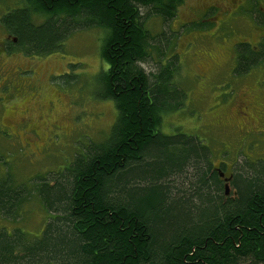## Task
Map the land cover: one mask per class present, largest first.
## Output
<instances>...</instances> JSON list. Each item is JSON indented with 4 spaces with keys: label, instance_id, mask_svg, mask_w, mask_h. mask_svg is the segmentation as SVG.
I'll return each mask as SVG.
<instances>
[{
    "label": "trees",
    "instance_id": "obj_1",
    "mask_svg": "<svg viewBox=\"0 0 264 264\" xmlns=\"http://www.w3.org/2000/svg\"><path fill=\"white\" fill-rule=\"evenodd\" d=\"M182 2L23 0L1 12L16 39L9 49L26 54L56 50L75 29L103 28L97 97L112 100L116 115L105 138L60 172L22 184L0 169V218H16L32 194L48 215L39 235L0 225V264H264V164L231 170L225 194L206 145L159 130L161 112L180 103L171 84L177 60L156 72L140 66L168 44L152 38L144 15L165 24ZM262 46L259 54L239 45L235 72L264 65V38Z\"/></svg>",
    "mask_w": 264,
    "mask_h": 264
},
{
    "label": "rangeland",
    "instance_id": "obj_2",
    "mask_svg": "<svg viewBox=\"0 0 264 264\" xmlns=\"http://www.w3.org/2000/svg\"><path fill=\"white\" fill-rule=\"evenodd\" d=\"M248 1L264 8V0ZM210 2L213 1L183 0L175 16L165 24L156 15L145 14L144 23L152 38L156 34L165 35L168 44L161 47L164 51L162 57L158 53L140 66L146 72H156L159 62L161 64L175 56L174 72H178L171 84L173 95L179 96L180 103L173 110L161 112L159 130L169 135L183 133L197 137L211 151L209 160L213 164L224 161L229 165L226 171L230 169L236 173L238 169L244 168V171L246 163L264 164V119L255 123L253 117L248 122L255 123L254 126H243L248 122L236 113L238 108L235 105L236 93L242 85L238 84L241 80L236 79L240 76L231 71L235 59L223 62L220 55L226 49L231 52L234 47L232 40L238 39L235 35H227L231 26L243 36L251 26H242L237 21L226 25L225 29L221 26L216 29L218 26L215 24L194 26L183 23L193 18L198 8ZM18 6H23V0H0V14ZM238 19L252 21L243 10L232 18ZM33 21L41 23L38 18L35 20V16ZM251 25L264 30V23ZM0 28L3 27L0 25ZM105 36L103 28L91 26L75 29L52 52L33 55L15 50L16 56L12 57H16L15 62L21 67L12 70L10 77L13 86L17 85V101L24 99L13 107L15 114L11 117L17 137L1 124L5 115L2 118L0 114V169H8L15 182L23 184L29 179L46 176L48 172L62 171L87 143L99 142L107 135L116 111L112 100L97 97L102 91L99 78L107 66L100 56V45ZM245 37L250 40L249 34ZM7 57L4 55L2 61L8 67L14 66ZM216 66L219 67L215 69ZM200 71L206 74H200ZM246 81L245 85L259 102L263 101L264 73L256 71ZM255 81L260 84L259 89L255 88ZM5 82L6 75L0 70V103L7 93ZM181 90L184 93L182 104ZM49 102L51 106L47 110ZM16 115L23 119L18 121L19 117H14ZM241 126L243 128L239 129ZM36 128L41 133L39 139L34 134ZM51 175L47 176L48 180L54 182ZM46 217L44 207L32 194L16 218H0V225L8 231L17 226L27 235L34 236L40 234Z\"/></svg>",
    "mask_w": 264,
    "mask_h": 264
},
{
    "label": "flooded vegetation",
    "instance_id": "obj_3",
    "mask_svg": "<svg viewBox=\"0 0 264 264\" xmlns=\"http://www.w3.org/2000/svg\"><path fill=\"white\" fill-rule=\"evenodd\" d=\"M213 2H210L208 4H204L200 8H198L197 12L193 13V18L189 20H185L183 22L184 24H191L194 26L201 25V24H215L216 29H225L226 25L230 26L231 22L232 25L236 23L237 21L241 22L242 26L248 25L250 27L249 32L245 33V35L249 34L250 40L245 37V35H241L238 33L235 29L231 28L229 29L230 32L227 33L228 36H236L238 39L232 40L233 50L231 52L226 49L223 54L220 55V59L223 60V62H226L229 60V58L235 59V62L233 63L231 67V71L234 75L240 76L239 78H236L237 81H239L238 84H242L241 88L238 89L236 93V101L235 105L237 106L236 113L241 117V119L245 120L246 122L251 121V119L254 117L255 123L258 122L261 119H264V100L260 101L255 97V95L249 90L248 86H246V79H250L252 74H255L256 71H260L264 73V65L260 66H252L248 71L245 72H235V68L237 67L236 61L238 60L239 52L241 48H238L239 45L242 44L243 47H247L251 49L252 53H259L260 48L262 49V40L264 38V30L257 29L251 24L254 23H264V8L258 7L256 4H251L248 0H221L223 2H216L218 0H212ZM241 10H243L244 13H247L248 16H250L252 21L246 20V19H238V20H232L235 14L239 13ZM232 15V16H231ZM249 22V23H248ZM1 25V24H0ZM2 26V25H1ZM3 27V26H2ZM4 29V28H2ZM0 28V32H2V38L0 39V70L3 71V74L6 75V82L4 84V87L7 88V93L5 94V99L2 103H0V114L3 118L5 115V119L2 120L1 124L4 125L9 132H11L15 137H17V134L15 131V124L13 119L11 118L15 111L13 107L17 106L18 104H21V102L24 101H17L16 94L18 95V92L16 90L17 85L13 86V81L10 77V73L12 70H15L16 68H20L21 65L16 63V52L15 50H10L9 46L7 45L9 42H14L16 39L14 36L10 35L6 30H2ZM206 29V28H203ZM255 30H258L255 31ZM216 31V30H215ZM240 34V35H237ZM216 35V33H215ZM240 36H243L242 38ZM238 40V41H237ZM254 42V43H253ZM5 56H8L7 59L15 64L14 66H7L5 62L2 61V59ZM18 58V57H17ZM222 62V63H223ZM219 66H216L215 69H217ZM201 70V69H200ZM200 74H206L205 71H200ZM255 77V76H254ZM257 81V80H256ZM255 81V88H258V85H260L258 82ZM249 83V82H248ZM9 84V87L7 86ZM23 85V84H22ZM259 89V88H258ZM13 96V97H12ZM22 98V97H21ZM8 102V103H7ZM20 102V103H19ZM5 104H9L6 106ZM47 110L50 109L51 103L49 102L47 105ZM20 113H23L21 111ZM22 115V114H21ZM18 115L14 116L17 117ZM18 121H21L23 118L22 116H18ZM11 118V119H9ZM255 123L248 122L247 124L243 126H254ZM219 124V123H217ZM243 126L239 127V129H242ZM37 130L34 131V134L36 135L37 139L41 137V133L39 128H36ZM29 139H33L29 137ZM27 140V138H26ZM25 140V142H26ZM32 144V143H31ZM220 164L224 165L223 169L221 170L220 167H218ZM214 168L217 170L220 179L225 182V179L227 177H231L230 169L229 171H226L227 167L229 166L224 161H219L218 163L214 164ZM231 191V188H230Z\"/></svg>",
    "mask_w": 264,
    "mask_h": 264
},
{
    "label": "water",
    "instance_id": "obj_4",
    "mask_svg": "<svg viewBox=\"0 0 264 264\" xmlns=\"http://www.w3.org/2000/svg\"><path fill=\"white\" fill-rule=\"evenodd\" d=\"M224 193L225 194H228L229 193V185H228V183H225L224 184Z\"/></svg>",
    "mask_w": 264,
    "mask_h": 264
}]
</instances>
